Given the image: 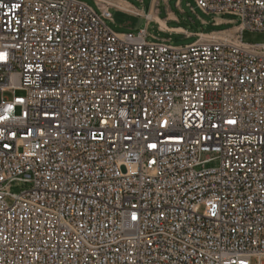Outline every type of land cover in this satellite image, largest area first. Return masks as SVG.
Wrapping results in <instances>:
<instances>
[{
    "label": "built area",
    "instance_id": "built-area-1",
    "mask_svg": "<svg viewBox=\"0 0 264 264\" xmlns=\"http://www.w3.org/2000/svg\"><path fill=\"white\" fill-rule=\"evenodd\" d=\"M93 1L0 0V264H264V0L181 47Z\"/></svg>",
    "mask_w": 264,
    "mask_h": 264
},
{
    "label": "rangeland",
    "instance_id": "rangeland-1",
    "mask_svg": "<svg viewBox=\"0 0 264 264\" xmlns=\"http://www.w3.org/2000/svg\"><path fill=\"white\" fill-rule=\"evenodd\" d=\"M82 2L97 13H99L93 0H76ZM135 8H139L144 12L149 11L153 17H156V10L159 11L162 21L169 18L166 12H171L175 16V20L167 22L168 27H179L189 33L191 36L186 37L184 33L166 32L160 30L157 23L151 21L146 24V20L141 16H134L117 10L114 7H110L109 13L111 20L106 21V26L112 32L116 34L134 33L136 34L141 29H145L147 36V42H161L165 41L169 45L174 47L186 46L193 43L197 39L199 33H211L219 31H228L232 33L236 27H239L241 20L234 15L224 14L221 17L223 22L220 25H214V17L207 15L200 11L194 2V0H125ZM115 5L118 2H111ZM151 4V6H150ZM150 6V7H149ZM116 7V6H115ZM132 10L130 7L128 8ZM155 20V19H154ZM241 41L245 44H263L264 33L244 31L241 35ZM20 95V93H17ZM9 98L10 95H5ZM213 157V156H211ZM217 166V162H211L205 166V168H214ZM29 186L24 184H12L6 189V193L9 195L19 194L21 191L27 189ZM5 201L9 204L12 203V199L9 196L5 197ZM256 258L250 259V264H257Z\"/></svg>",
    "mask_w": 264,
    "mask_h": 264
},
{
    "label": "crops",
    "instance_id": "crops-1",
    "mask_svg": "<svg viewBox=\"0 0 264 264\" xmlns=\"http://www.w3.org/2000/svg\"><path fill=\"white\" fill-rule=\"evenodd\" d=\"M109 1V0H108ZM111 2H121V3H124V4H126L127 5V7L129 8H131L132 10H124V9H122V8H119L117 5H115V4H113V3H111V5H112V7H114V8H116L117 10H120V11H122V12H125V13H127V14H130V15H134V16H141V17H144L145 16V14L147 13V12H149V11H147V12H144L143 10H141V9H139V8H135L134 6H132L130 3H128L127 1H125V0H110ZM116 6V7H115ZM150 6H151V4H150ZM149 6V7H150ZM150 13V12H149ZM167 13V15L169 16V18H167V19H164L163 20V22H164V26L162 27L161 25H160V23L158 22V21H160V20H162L161 19V17H160V13H159V11L158 10H156V19L158 20H154V18H152L153 19V21L155 22V23H157V25H158V27L160 28V30H162V31H166V32H176V33H184V32H186L185 30H183L182 28H179V27H176V28H174V27H168L167 26V22L168 21H171V20H175L176 18H175V16L171 13V12H166ZM152 15V14H151ZM223 22V20L221 19V17L220 18H217L216 19V23L214 24V25H216V24H221ZM213 23H214V21H213ZM187 33V32H186ZM189 34V33H188ZM205 34V33H204Z\"/></svg>",
    "mask_w": 264,
    "mask_h": 264
},
{
    "label": "bare ground",
    "instance_id": "bare-ground-1",
    "mask_svg": "<svg viewBox=\"0 0 264 264\" xmlns=\"http://www.w3.org/2000/svg\"><path fill=\"white\" fill-rule=\"evenodd\" d=\"M117 6H118L119 8L124 9V10H130V9H128V7H127L126 4L121 3V2H118ZM150 18H151V19L154 18L155 20H157L156 17H153V15H151V14H150ZM157 21H158V20H157ZM158 22L160 23V25H161L162 27L164 26V22H163L162 20H160V21H158Z\"/></svg>",
    "mask_w": 264,
    "mask_h": 264
}]
</instances>
